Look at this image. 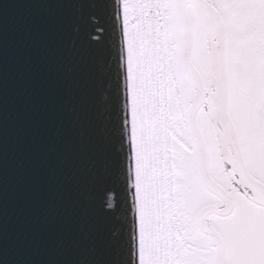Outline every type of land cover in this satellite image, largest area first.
I'll return each mask as SVG.
<instances>
[{
    "label": "snow or ice",
    "instance_id": "obj_1",
    "mask_svg": "<svg viewBox=\"0 0 264 264\" xmlns=\"http://www.w3.org/2000/svg\"><path fill=\"white\" fill-rule=\"evenodd\" d=\"M80 2L119 29L131 225L103 264H264V0Z\"/></svg>",
    "mask_w": 264,
    "mask_h": 264
},
{
    "label": "water",
    "instance_id": "obj_2",
    "mask_svg": "<svg viewBox=\"0 0 264 264\" xmlns=\"http://www.w3.org/2000/svg\"><path fill=\"white\" fill-rule=\"evenodd\" d=\"M0 4V264H103L131 225L110 163L127 151L118 109H103L118 91L119 29L82 20L80 0Z\"/></svg>",
    "mask_w": 264,
    "mask_h": 264
}]
</instances>
